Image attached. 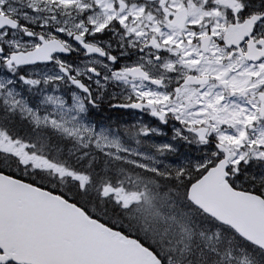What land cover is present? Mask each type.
<instances>
[{
	"label": "snow or ice",
	"instance_id": "obj_1",
	"mask_svg": "<svg viewBox=\"0 0 264 264\" xmlns=\"http://www.w3.org/2000/svg\"><path fill=\"white\" fill-rule=\"evenodd\" d=\"M0 264H264V0H0Z\"/></svg>",
	"mask_w": 264,
	"mask_h": 264
}]
</instances>
